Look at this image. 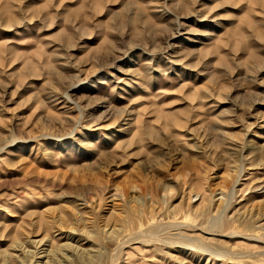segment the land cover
Here are the masks:
<instances>
[{"label": "rangeland", "instance_id": "374dc122", "mask_svg": "<svg viewBox=\"0 0 264 264\" xmlns=\"http://www.w3.org/2000/svg\"><path fill=\"white\" fill-rule=\"evenodd\" d=\"M0 264H264V0H0Z\"/></svg>", "mask_w": 264, "mask_h": 264}, {"label": "bare ground", "instance_id": "6f19581e", "mask_svg": "<svg viewBox=\"0 0 264 264\" xmlns=\"http://www.w3.org/2000/svg\"><path fill=\"white\" fill-rule=\"evenodd\" d=\"M42 254V253H41ZM47 254V253H46ZM41 256V255H40Z\"/></svg>", "mask_w": 264, "mask_h": 264}]
</instances>
